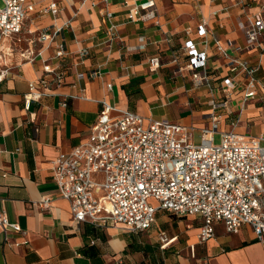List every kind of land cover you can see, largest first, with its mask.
<instances>
[{
    "label": "crops",
    "instance_id": "obj_1",
    "mask_svg": "<svg viewBox=\"0 0 264 264\" xmlns=\"http://www.w3.org/2000/svg\"><path fill=\"white\" fill-rule=\"evenodd\" d=\"M79 2L64 3L55 20L42 18L35 25L63 26L58 40L65 39L68 50L62 59H54L55 46L46 43L37 45L42 55L35 62H26L18 52L19 44H15V51L8 52L10 41L4 42L9 75L0 86V212L18 223L25 234L11 233L6 243L0 231V264H264V242L258 241L248 226L237 234H228L222 224H217L216 236L206 243L199 242L198 228L188 230L182 242L175 235L169 246L161 249V229L154 231L158 219L146 231L153 230L150 244L139 241L137 233L117 226L73 222L70 203L62 198L54 180L53 162L87 139L104 103L113 106L115 113L129 110L146 119L181 124L200 134L210 126L212 102L220 96L206 87L195 88L189 76L175 73L177 67L171 62L174 53L182 52L188 28H193L189 38L200 48L204 46L195 30L200 16L187 0H157V28L152 19L128 20V8L121 2L110 4L109 10L116 14L112 21L115 39L102 13L90 10L88 5L80 7ZM224 2L203 0V13L217 38L243 45L245 38L237 18L245 20L255 14L258 5L255 0H243L241 6L212 17L211 12L221 9ZM141 35L147 36V47L137 51L134 48L140 45ZM209 43L210 66H220L218 73L225 75L224 61L215 62L211 38ZM82 50H88L89 55L82 57ZM246 56L261 65L257 73L262 84L260 97L242 110L238 100L232 103L233 114L224 115L220 131L253 138L264 131V50ZM154 57L161 59V68H151L150 59ZM45 61L61 64L66 76L60 87L52 84L41 89L44 95L27 109L24 94L31 83L43 78ZM94 73L97 75L92 78ZM80 74L85 77L79 79ZM135 80H141L134 88L140 93L128 96L124 86ZM108 84L112 85L110 89ZM234 120L238 121L236 125H232ZM46 197L51 199V206L44 209L40 202ZM24 238L29 240L27 246L9 245Z\"/></svg>",
    "mask_w": 264,
    "mask_h": 264
},
{
    "label": "built area",
    "instance_id": "obj_2",
    "mask_svg": "<svg viewBox=\"0 0 264 264\" xmlns=\"http://www.w3.org/2000/svg\"><path fill=\"white\" fill-rule=\"evenodd\" d=\"M187 1L200 16L195 30L204 46L200 48L189 38L193 28H188L185 32L188 39L182 52L174 53L171 62L177 67L175 73L189 76L195 88L206 87L220 94L212 102L210 126L200 131V143H194L193 129L169 120L146 119L129 110L115 113L113 106L104 103L90 126L87 139L54 160V180L62 198L70 203L72 220L78 225H112L131 233H141L155 225L160 212H166L198 219L197 237L201 243L216 236L217 224H222L228 234H237L243 226H248L255 238L264 242V131L253 138L233 131H220L224 115L233 114L232 103L238 100L242 110L260 97L262 84L257 73L261 65L253 63L246 55L264 50V0H255L258 5L255 14L245 20L237 18L245 38L243 45L217 38L210 20L203 13V0ZM1 2L0 86L9 75L5 40L10 41L8 52L15 51V44L21 46L18 52L26 62H35L42 55L37 49L39 44H53L54 59L60 60L66 55V40H58L63 26L54 23L36 28L35 25L38 19L55 20L65 8L64 3L74 4L73 0ZM120 4L128 8V20L152 19L154 27L160 26L157 0H122ZM241 4L243 0H225L222 8L212 11L211 16L230 12ZM79 5L99 10L106 22H110V36L116 38V26L112 23L116 14L109 10V0H80ZM210 38L214 43L215 62L224 61L225 75L218 73L220 66H210ZM23 39L24 47L21 45ZM139 39L140 45L134 49L146 50L147 36L141 35ZM80 55L86 57L89 52L82 50ZM150 65L158 69L162 61L154 57L150 59ZM43 70V78L31 83L24 94L27 109L32 101L44 95L41 89L50 88L52 84L60 87L66 76L59 63L45 61ZM84 77V74L78 75L79 79ZM111 86L107 85L109 89ZM237 122L232 121V125ZM216 133L221 136L219 144L214 143ZM40 206L49 208L51 199L43 198ZM0 231L6 243L11 233L25 234L4 212H0ZM158 241L161 249H165L172 239L160 231ZM28 244L27 238L9 243L14 247Z\"/></svg>",
    "mask_w": 264,
    "mask_h": 264
},
{
    "label": "rangeland",
    "instance_id": "obj_3",
    "mask_svg": "<svg viewBox=\"0 0 264 264\" xmlns=\"http://www.w3.org/2000/svg\"><path fill=\"white\" fill-rule=\"evenodd\" d=\"M122 0H109L110 4L121 2ZM0 6H2V2L0 0ZM22 47L26 46L25 39H23L21 43ZM163 113L167 112V109L162 110ZM157 113V111H156ZM194 136V143L199 144L200 143V134H193ZM221 141V136L219 133H216L214 135V143L219 144ZM158 222L156 227H154V231L156 229H161V231L165 232L169 238L174 237L175 235L178 237V242H182L184 239V236L186 234V231L193 230L199 227L200 223L198 220L192 219V217H178L173 214L169 213H160L157 215ZM153 230L150 232H142L137 233L135 236L137 239L143 244H150L153 240ZM145 264V262L143 263Z\"/></svg>",
    "mask_w": 264,
    "mask_h": 264
},
{
    "label": "trees",
    "instance_id": "obj_4",
    "mask_svg": "<svg viewBox=\"0 0 264 264\" xmlns=\"http://www.w3.org/2000/svg\"><path fill=\"white\" fill-rule=\"evenodd\" d=\"M139 83H141V80H135V81H131L128 85L124 86V90L126 91L128 96H131L132 94H135V93H140V90L137 91L134 89L135 85Z\"/></svg>",
    "mask_w": 264,
    "mask_h": 264
}]
</instances>
